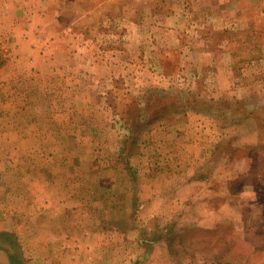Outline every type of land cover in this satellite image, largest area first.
<instances>
[{
	"label": "rangeland",
	"instance_id": "obj_1",
	"mask_svg": "<svg viewBox=\"0 0 264 264\" xmlns=\"http://www.w3.org/2000/svg\"><path fill=\"white\" fill-rule=\"evenodd\" d=\"M12 260L264 264V0H0Z\"/></svg>",
	"mask_w": 264,
	"mask_h": 264
},
{
	"label": "trees",
	"instance_id": "obj_2",
	"mask_svg": "<svg viewBox=\"0 0 264 264\" xmlns=\"http://www.w3.org/2000/svg\"><path fill=\"white\" fill-rule=\"evenodd\" d=\"M8 237V235H6ZM13 264H14V260H12Z\"/></svg>",
	"mask_w": 264,
	"mask_h": 264
}]
</instances>
